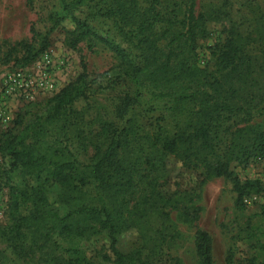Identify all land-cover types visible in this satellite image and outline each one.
Here are the masks:
<instances>
[{
  "label": "trees",
  "instance_id": "1",
  "mask_svg": "<svg viewBox=\"0 0 264 264\" xmlns=\"http://www.w3.org/2000/svg\"><path fill=\"white\" fill-rule=\"evenodd\" d=\"M62 1L66 14L50 13L51 29L69 19L75 42L89 38L103 44L118 58V71L107 81V72L93 79L87 72L79 75L19 141L1 131L0 152L11 159L4 170L11 223L3 229L10 254L0 251V264H163L159 258L174 238L167 223L171 210L186 220H197L201 211L188 203L194 200L189 193L164 191L169 156L206 177L231 180L239 208L247 197L261 196L264 214L262 181L243 180L231 167L264 160V129L251 123L264 104V31L244 34L227 10H199L198 0ZM94 17L112 20L115 34L96 32ZM227 19L226 36L213 47L212 67L201 65L199 39L209 34L210 22ZM31 31L32 39L10 47L3 62H28L48 48L49 32ZM145 98L163 101L165 110L150 118L154 104L142 107ZM79 101L85 106L77 107ZM72 145L85 154L90 150L87 158L80 159ZM132 228L142 243L124 252L118 237ZM102 231L111 242L93 252L63 247L57 238ZM250 246L258 253L238 264H264V242ZM194 247L198 264H214L209 232L198 228ZM226 260L234 264L233 248Z\"/></svg>",
  "mask_w": 264,
  "mask_h": 264
},
{
  "label": "rangeland",
  "instance_id": "2",
  "mask_svg": "<svg viewBox=\"0 0 264 264\" xmlns=\"http://www.w3.org/2000/svg\"><path fill=\"white\" fill-rule=\"evenodd\" d=\"M214 8L227 10L244 34L264 31V0H198L199 10L212 11ZM50 13L65 15L63 1L0 0V133L5 131L11 137L17 135V141L30 131V127L37 126L39 119H44L51 113L55 104L54 96L82 73L87 72L89 78L93 79L107 72L103 76L105 81L117 75L118 58L112 51L89 38L75 42V36L71 32L74 24L69 19L51 29ZM81 13L77 11V14ZM90 23L100 34H115L112 20L94 17ZM228 25V19L209 23V34L199 39L197 49L201 65L208 64L212 67L215 60L213 47L225 38L224 28ZM32 27L43 33L49 32L48 48L28 62L14 59L3 62L4 52L10 47L32 39ZM18 71L27 76V81L31 83L29 88L11 82L10 77ZM41 83L43 85L40 87ZM111 94L108 90L104 92L106 97ZM148 99L145 98L142 107L150 108L154 104L150 118L165 110L163 101L149 102ZM85 104V101H79L77 107L81 108ZM251 123L264 129V104L254 111ZM49 136L54 138L56 131L50 129ZM71 149L77 155L80 154V159H86L90 153L89 150L85 154L78 146L72 145ZM10 161L8 155L0 152V251L7 254L10 252L3 229L11 223V192L4 170L9 168ZM231 167L243 180L258 178L264 185V160H253L247 166L233 162ZM163 180L164 191L177 196L189 193L194 200L188 203L198 204L201 211L197 220H186L179 215L178 210H171V219L167 223L170 224L174 238L169 239L164 254L159 258L160 263L174 264V261L171 262L174 257L179 258L182 264H198L194 247V236L198 228L206 230L212 236L214 264H228L226 259L230 248L234 251V264L258 253L250 244L258 240L264 242L261 196L253 194L247 197L246 206L239 208L236 205L237 193L231 180L223 176L206 177L201 169H189L175 156L166 159ZM30 183L36 184V180L30 178ZM57 238L63 247L80 246L87 248L88 252L107 247L111 242L107 231L89 238ZM141 243L140 232L132 228L119 235L117 245L120 250L129 252Z\"/></svg>",
  "mask_w": 264,
  "mask_h": 264
},
{
  "label": "built area",
  "instance_id": "3",
  "mask_svg": "<svg viewBox=\"0 0 264 264\" xmlns=\"http://www.w3.org/2000/svg\"><path fill=\"white\" fill-rule=\"evenodd\" d=\"M10 80H11V82H14V83L18 84L21 87H27V88H29L31 86V83H29L27 81V76H25L21 71H18L17 73L13 74L10 77ZM42 85L43 84L41 83L40 84V87Z\"/></svg>",
  "mask_w": 264,
  "mask_h": 264
}]
</instances>
